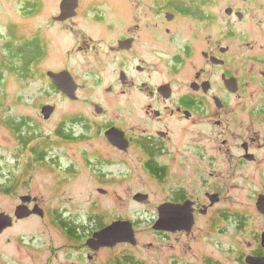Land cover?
Returning a JSON list of instances; mask_svg holds the SVG:
<instances>
[{
  "label": "flooded vegetation",
  "instance_id": "obj_1",
  "mask_svg": "<svg viewBox=\"0 0 264 264\" xmlns=\"http://www.w3.org/2000/svg\"><path fill=\"white\" fill-rule=\"evenodd\" d=\"M38 2L44 57L61 49L65 56L48 65V84L68 104L83 100L90 106L83 114L64 111L55 132L72 142L96 138L101 143L89 158L100 164L118 159L158 172L161 179L170 163L190 167L184 174L189 186L179 184L184 178L175 179L164 203L190 201L191 229L156 232L189 233L202 216L205 231L222 234L226 230L215 224L222 223L218 217L236 216L224 201L238 179L252 183L249 195L264 220L257 208L260 196L264 201V34H223L218 12L208 11L213 5L206 0ZM228 8L227 14L243 18V12ZM208 24L219 26L214 37L207 36ZM48 71L65 73L58 84L74 87L73 97L56 86ZM45 105L58 110L56 104ZM109 129L120 135V145L106 135ZM263 232L256 236V247L237 257L239 264H249L248 255L264 254ZM102 248L107 247L92 252ZM203 261L219 264L209 257Z\"/></svg>",
  "mask_w": 264,
  "mask_h": 264
},
{
  "label": "rangeland",
  "instance_id": "obj_2",
  "mask_svg": "<svg viewBox=\"0 0 264 264\" xmlns=\"http://www.w3.org/2000/svg\"><path fill=\"white\" fill-rule=\"evenodd\" d=\"M34 1L0 0V61H13L8 59L9 42L17 45L41 37L40 6L28 9ZM206 1L213 5L208 11L218 12L223 34L235 31L249 34V38L264 34V0ZM228 7L243 12V18L227 14ZM219 26L208 24L207 36L214 37ZM62 51L47 59L43 56L27 77L0 63V212L13 216L22 195L36 197L44 212L43 216L15 219L0 233V264H115L125 259L128 264H216L204 262L207 257L219 264H239L237 257L257 246L256 236L264 229V220L249 195L252 183L246 179L234 182L224 205L236 216L217 218L222 223L217 222L215 228L221 224L226 230L222 234H209V228L205 231L202 216L189 233L156 232L157 205L171 196L175 179L184 178L179 184L189 186L184 174L190 167L170 163L161 179L158 172L150 174L139 165L125 166L118 159L100 164L89 158L101 143L96 138L72 142L57 134L55 128L64 111L77 109L83 114L90 108L83 100L68 104L48 84V65L60 63L65 57ZM45 104H56L58 110L45 118ZM110 115H114V107L109 108ZM193 188L198 190L199 185ZM137 193L147 194V198L137 201ZM116 220L133 223L137 243L92 252L87 239ZM88 253L93 256L90 260Z\"/></svg>",
  "mask_w": 264,
  "mask_h": 264
},
{
  "label": "water",
  "instance_id": "obj_3",
  "mask_svg": "<svg viewBox=\"0 0 264 264\" xmlns=\"http://www.w3.org/2000/svg\"><path fill=\"white\" fill-rule=\"evenodd\" d=\"M226 12L230 13L231 8H227ZM47 74L52 78L53 82L59 89L65 92L68 96L73 97L72 91L74 87L66 86L64 88H61L58 84L60 79H66L64 76V72L48 71ZM52 111L53 107L50 105H46L43 108V114L45 118L48 117ZM106 135L109 136L114 144L120 145L117 141L118 139H120V135L116 133L115 129H109L106 132ZM262 197L263 195L258 199L257 208L260 212L264 213V201H262ZM146 198L147 194L144 193H137L134 195V199L137 201ZM20 200L21 204H19L14 211V217L16 219H22L32 214L43 216V209L39 206L36 197H32L31 195H22L20 196ZM29 201L35 202L32 208H29V206L27 205ZM190 203V201H184L181 204H174L171 202H165L161 204L159 207V220L153 224V229L164 231L173 229H185L187 231L190 230L194 221L192 211L189 208ZM13 219L14 218L12 215L3 211L0 212V233H2L5 229L10 227L14 223ZM117 243H130L132 245H135L137 243L133 223L131 221H113L100 230L95 231L86 241L87 246L93 250H97L100 247H113ZM261 244L264 249V232L262 233ZM246 261L249 264H264V254L259 256L248 255L246 257Z\"/></svg>",
  "mask_w": 264,
  "mask_h": 264
},
{
  "label": "trees",
  "instance_id": "obj_4",
  "mask_svg": "<svg viewBox=\"0 0 264 264\" xmlns=\"http://www.w3.org/2000/svg\"><path fill=\"white\" fill-rule=\"evenodd\" d=\"M36 1H34L28 9L37 10L39 2ZM6 47L10 56L8 59L12 58L13 61L7 64V62L1 60L0 63L8 66L12 70H15L18 75L21 73L24 77H27L30 74L32 66L42 60L44 56L43 40L38 36L33 39H24L21 44L17 45L9 42ZM30 138L31 137H29V139ZM62 224L64 223L62 222ZM65 227H67V225H65ZM115 264H128V260L125 259L123 262L116 260Z\"/></svg>",
  "mask_w": 264,
  "mask_h": 264
}]
</instances>
